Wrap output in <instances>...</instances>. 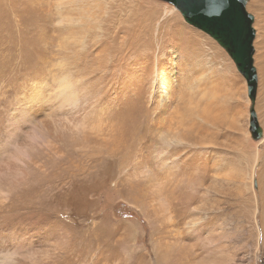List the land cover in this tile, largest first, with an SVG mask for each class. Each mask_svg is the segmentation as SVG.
Wrapping results in <instances>:
<instances>
[{
    "label": "rangeland",
    "instance_id": "obj_1",
    "mask_svg": "<svg viewBox=\"0 0 264 264\" xmlns=\"http://www.w3.org/2000/svg\"><path fill=\"white\" fill-rule=\"evenodd\" d=\"M246 8L258 141L245 80L171 4L0 0V264H264V0ZM151 18L140 51L101 54ZM203 49L230 66L217 101Z\"/></svg>",
    "mask_w": 264,
    "mask_h": 264
},
{
    "label": "water",
    "instance_id": "obj_2",
    "mask_svg": "<svg viewBox=\"0 0 264 264\" xmlns=\"http://www.w3.org/2000/svg\"><path fill=\"white\" fill-rule=\"evenodd\" d=\"M169 3L184 21L212 38L228 55L243 77L250 101L249 132L254 141L263 137L254 109L258 76L254 66V16L248 0H161Z\"/></svg>",
    "mask_w": 264,
    "mask_h": 264
},
{
    "label": "bare ground",
    "instance_id": "obj_3",
    "mask_svg": "<svg viewBox=\"0 0 264 264\" xmlns=\"http://www.w3.org/2000/svg\"><path fill=\"white\" fill-rule=\"evenodd\" d=\"M168 14H171V12H168L166 11L164 16L165 15H168ZM62 17V16H61ZM153 19L154 18H151L152 22L148 25V30L145 32H141L142 30V26H138V24L134 25L136 26L135 28H128V32H124V34H122V31H117V32H114V34L110 35V38H108V41H105L103 44L101 43V46L99 48H101V54L104 53L108 58H115L116 57V60L115 61H118L119 59L125 57V56H129V55H132L133 52H138L141 50L142 48V45H138V41L140 40V38L142 37H146L145 39V42L148 43V39L150 41L151 39V30H152V26H153ZM64 21V19H61ZM73 20V19H72ZM72 20H70L71 22H73ZM75 20V19H74ZM69 21V23H70ZM60 19H59V23H60ZM131 22V21H130ZM133 22V21H132ZM75 22H73L74 24ZM119 23V22H118ZM71 24V25H73ZM134 24V23H132ZM132 27V26H131ZM113 32V31H112ZM119 34H122L124 36H120ZM141 36V37H140ZM107 38V37H106ZM158 42V41H157ZM142 43V42H141ZM140 43V44H141ZM146 47V46H145ZM146 50V49H145ZM158 52L159 54L157 55V60L160 59V56L162 54V47L161 45L158 44ZM130 51V52H129ZM200 54H197V51L196 52H191V54H193L192 56H195L196 58H207L210 62V64L213 66V69L209 72V76H207L208 74L206 73L204 76H207V78H205L202 74H193L191 75V78L192 79H195V83H196V86L198 87V91H197V94H203L205 98H208L209 102H212V101H215L216 100V94L221 92V91H225L226 89L228 90L229 92V89L231 88V85H230V81H231V76H229V72H230V66L229 64L222 62L223 60L220 59L218 56L216 55H213V54H209L206 50H201L199 51ZM103 55V54H102ZM114 56V57H113ZM104 57V56H103ZM150 57V56H149ZM100 58V57H99ZM103 60V59H102ZM101 61V60H100ZM105 61V60H104ZM203 63V61H199V63ZM198 63V64H199ZM198 67V66H197ZM200 71V69L198 70ZM197 71V72H198ZM204 71V70H203ZM196 72V73H197ZM159 70H158V63H157V67L155 69V78L153 79L152 81V87L154 86H157V82H158V78H159ZM204 74V73H203ZM148 81V80H146ZM204 86V87H202ZM165 87V86H164ZM202 87V88H201ZM167 88V87H166ZM142 89V88H141ZM140 89V90H141ZM153 89V88H152ZM224 89V90H223ZM226 90V91H227ZM158 91V89H157ZM161 93H162V96L163 97H166V100L169 99V93L168 91H163V90H159ZM209 91V92H208ZM225 91V92H226ZM151 92V91H150ZM227 92V93H228ZM229 94V93H228ZM140 95V94H139ZM144 95V94H143ZM151 95V94H150ZM137 97V101L141 100L143 101V97H140V96H136ZM152 99V98H150ZM207 99V101H208ZM73 100V97H69V98H66V101H71ZM163 100V99H162ZM217 101V100H216ZM208 102V103H209ZM139 103L141 104V102L139 101ZM215 103V102H214ZM213 103V104H214ZM209 105V104H208ZM141 106V105H140ZM219 106V105H218ZM215 107V106H214ZM217 108V107H216ZM148 109V108H147ZM205 109V107L203 108ZM207 109V108H206ZM215 109V108H214ZM165 111V110H164ZM204 111V110H203ZM210 112V111H209ZM208 112V114H209ZM194 113V112H193ZM197 112H195L196 114ZM216 114V113H215ZM182 117H185V116H181L180 120H182L181 122H179V126H181L182 128V125L185 123V119H182ZM150 119V114L147 113L146 109H145V114H144V122H147V120ZM188 119V118H186ZM199 119V118H198ZM195 120V119H194ZM195 124V123H194ZM138 125V124H137ZM142 125H145L143 126L144 128H146V130H151L152 128H154V125L155 123L153 121H151V123H145V124H142ZM193 125V124H192ZM143 128V130H144ZM180 128V129H181ZM152 131V130H151ZM178 132V131H177ZM169 133V132H167ZM167 133H162V134H165L167 135ZM161 134V135H162ZM170 134H173V133H170ZM130 135V134H128ZM126 136V135H125ZM169 136V135H167ZM176 137V136H175ZM174 136H170L168 137L167 139H174L175 138ZM164 138V136H163ZM177 138V137H176ZM182 139V138H181ZM87 140V139H86ZM183 140V139H182ZM126 141V140H124ZM175 141H179L180 142V139L178 140L175 139ZM120 142V141H119ZM117 143L118 146L119 144H123L124 148H126V144H124L123 142L122 143ZM168 143V142H167ZM181 143V142H180ZM118 149V148H117ZM114 153V152H113ZM108 154V153H107ZM172 191V190H171Z\"/></svg>",
    "mask_w": 264,
    "mask_h": 264
}]
</instances>
